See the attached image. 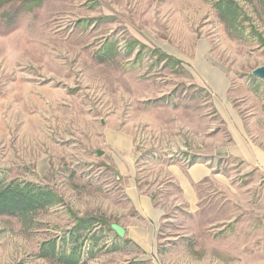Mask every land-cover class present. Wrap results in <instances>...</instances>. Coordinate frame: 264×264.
Returning a JSON list of instances; mask_svg holds the SVG:
<instances>
[{
	"label": "rangeland",
	"instance_id": "obj_1",
	"mask_svg": "<svg viewBox=\"0 0 264 264\" xmlns=\"http://www.w3.org/2000/svg\"><path fill=\"white\" fill-rule=\"evenodd\" d=\"M263 65L264 0H0V182L43 202L0 213V264H264ZM197 163L189 210L160 171ZM131 183L151 251L113 229L148 231Z\"/></svg>",
	"mask_w": 264,
	"mask_h": 264
},
{
	"label": "crops",
	"instance_id": "obj_2",
	"mask_svg": "<svg viewBox=\"0 0 264 264\" xmlns=\"http://www.w3.org/2000/svg\"><path fill=\"white\" fill-rule=\"evenodd\" d=\"M238 145L240 146L241 152L238 151L235 156L241 158L257 173L264 176V148L251 139H249L248 142L244 139H240ZM122 169L126 170L127 168L123 165ZM211 174L212 170L206 164L202 163H197L187 168L178 164H170L160 171V175L167 178L169 188L177 187L181 191L177 195H172L170 197L171 201L178 206L182 204L189 210H193L199 202L195 187L204 179L210 177ZM127 193L138 216L146 223L148 231L141 228L129 230L127 227L120 226L126 230L125 238H129L143 250L151 251L153 246V238L151 235L153 231L151 228L159 224L162 217L165 215V209L158 206L157 203L155 204L151 197L139 193L132 183L130 188H127Z\"/></svg>",
	"mask_w": 264,
	"mask_h": 264
},
{
	"label": "trees",
	"instance_id": "obj_3",
	"mask_svg": "<svg viewBox=\"0 0 264 264\" xmlns=\"http://www.w3.org/2000/svg\"><path fill=\"white\" fill-rule=\"evenodd\" d=\"M232 6V3H228ZM42 201L37 195L31 193L28 189L19 188V186H3L0 182V213L3 215L24 214L31 209L41 207ZM40 204V205H39Z\"/></svg>",
	"mask_w": 264,
	"mask_h": 264
},
{
	"label": "water",
	"instance_id": "obj_4",
	"mask_svg": "<svg viewBox=\"0 0 264 264\" xmlns=\"http://www.w3.org/2000/svg\"><path fill=\"white\" fill-rule=\"evenodd\" d=\"M252 74L257 78L264 80V65L255 69ZM98 154H102L101 151H98ZM113 229L117 232L120 237H125L126 231L122 226L114 224Z\"/></svg>",
	"mask_w": 264,
	"mask_h": 264
}]
</instances>
